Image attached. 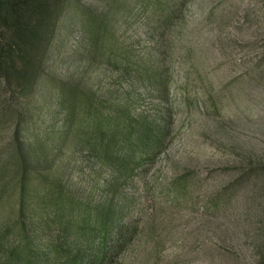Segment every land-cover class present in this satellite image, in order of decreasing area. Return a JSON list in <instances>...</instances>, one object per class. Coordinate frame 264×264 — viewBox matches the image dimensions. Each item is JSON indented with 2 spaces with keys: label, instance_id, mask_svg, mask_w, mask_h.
<instances>
[{
  "label": "rangeland",
  "instance_id": "obj_1",
  "mask_svg": "<svg viewBox=\"0 0 264 264\" xmlns=\"http://www.w3.org/2000/svg\"><path fill=\"white\" fill-rule=\"evenodd\" d=\"M51 4L40 35L30 11L29 38L0 31L25 42L0 72V264L26 237L59 264L109 208L137 225L116 264H264V0ZM99 121L129 161L96 155Z\"/></svg>",
  "mask_w": 264,
  "mask_h": 264
},
{
  "label": "trees",
  "instance_id": "obj_2",
  "mask_svg": "<svg viewBox=\"0 0 264 264\" xmlns=\"http://www.w3.org/2000/svg\"><path fill=\"white\" fill-rule=\"evenodd\" d=\"M52 6L51 0H0V31L1 28H7L12 30L14 36L25 39V36L28 37V29L31 28L27 15V12L30 11L32 13L30 17L37 18L35 23L38 24L40 35L42 20H47L45 16L52 12ZM29 7L37 9L35 15L30 9H27ZM35 26L36 24L33 25L31 32L34 31ZM22 39L19 43L11 41V43H7L8 46L0 45V72L8 73L10 70L8 61H11L12 67V62L24 53L25 49L21 45L25 42ZM26 64L34 72L31 76H34L39 70L36 64L29 63V61H26ZM72 113L73 110H71ZM127 126H117L105 130L102 122H97L95 128L98 129L101 138L95 139L92 143V149L95 150L96 155L109 163L115 160L129 161V153L122 155L118 149L120 140L126 138ZM79 128L81 125L76 124L74 117H71L68 129L77 130ZM141 132L147 136L151 133V128H144ZM31 188L30 176L24 173L20 179L22 208L26 204L25 201L28 199L27 196ZM78 227L81 230V238L77 239L75 243L65 244L64 250L70 252V255L67 254L59 264H116L137 235V225L132 222L125 223L120 217L114 215L110 208L108 211L102 212L96 224L88 226L87 223H83ZM4 238H6L5 235L0 236V240ZM11 242V254L8 256V259H11V264H36L37 262L39 264L44 259L41 252L35 249L30 238L26 237L21 240L11 238ZM87 247H97L98 253L85 261Z\"/></svg>",
  "mask_w": 264,
  "mask_h": 264
}]
</instances>
